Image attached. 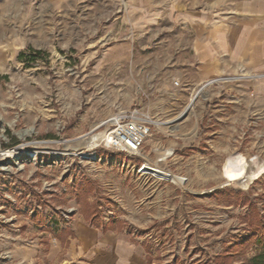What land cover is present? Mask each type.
<instances>
[{
    "label": "rangeland",
    "instance_id": "rangeland-1",
    "mask_svg": "<svg viewBox=\"0 0 264 264\" xmlns=\"http://www.w3.org/2000/svg\"><path fill=\"white\" fill-rule=\"evenodd\" d=\"M31 3L0 0V150L25 144L40 152L36 158L0 156V264H15L28 253L31 264H52L67 249L63 238L73 216L67 221L61 212L71 206L74 216L88 211L94 225L118 220L119 183L134 186L130 165L141 159L101 147L92 160L79 153L85 133L102 130L103 119L133 108L154 122L143 159L187 181L151 184L167 193L160 215L145 229L128 227L138 240L148 234L141 240L148 264H242L255 255L253 242L237 245L256 231L252 219L258 216L264 225V171L244 188L226 185L220 168L233 152L261 162L264 152L244 154V140L236 135L242 143L234 141L235 150L212 156L209 136L197 140L205 130L199 131V123L209 92L226 81L205 85L180 117L197 89L184 91L174 77L172 44L178 37L170 29L138 36L129 33V22L90 20L92 10L85 8L79 13L86 24L78 25L76 8L66 10L63 24L61 13L51 10L48 26L40 13L12 8ZM204 180V188H197ZM192 192L205 197L204 203L194 201ZM107 211L113 215L106 220ZM136 230L143 234L131 233ZM57 242L61 246L49 258Z\"/></svg>",
    "mask_w": 264,
    "mask_h": 264
},
{
    "label": "crops",
    "instance_id": "crops-1",
    "mask_svg": "<svg viewBox=\"0 0 264 264\" xmlns=\"http://www.w3.org/2000/svg\"><path fill=\"white\" fill-rule=\"evenodd\" d=\"M12 8L40 13L41 22L48 26L51 10L61 13L58 21L63 24L66 10L76 8L78 25L86 24L79 13L85 8L92 10L90 20L129 22V33L138 36L170 29L178 37L172 44L178 65L174 77L184 91L191 93L205 83H215L216 78L226 81L209 92V104L199 123V131L201 126L205 130L197 140L202 142V134H207L211 155H228L235 150V136L246 128L249 136L243 142L244 154L264 152V77H236L264 71V0H34L26 8ZM199 156L203 162L205 157ZM209 172L216 176L215 168ZM130 177L132 188L124 181L119 183L118 220L100 226L91 224V214L73 215L63 238L67 249L52 264H148L147 246L126 229L132 225L145 229L160 215L158 205L168 197L165 190L157 193L133 171ZM204 185L205 180L198 181L196 187ZM193 195L194 201L204 203L205 197ZM164 205L163 212L168 210ZM60 246L58 242L52 246L49 258ZM31 260L32 253H28L16 257L15 264H31Z\"/></svg>",
    "mask_w": 264,
    "mask_h": 264
},
{
    "label": "built area",
    "instance_id": "built-area-1",
    "mask_svg": "<svg viewBox=\"0 0 264 264\" xmlns=\"http://www.w3.org/2000/svg\"><path fill=\"white\" fill-rule=\"evenodd\" d=\"M237 78H260L264 77V71L258 75H244L243 73H239ZM224 79V77H222ZM221 78H216L213 82L220 80ZM178 81H174V85H178ZM154 122L150 119V117L143 111H140L137 108L127 109L125 111H118L113 113L112 115L103 119L98 127H102V130L92 129L85 133L86 138H93V141L90 142V148L85 147V151L91 153L93 155H87V159L92 160L95 159L96 156L94 152L98 148H103L108 151H116L123 153L127 157H132L134 159H141L140 161L132 162L130 167L133 168L135 174H137L144 182H148L150 184L159 183V182H172L168 177L169 172L168 170H164L161 167H158L157 164L150 162L149 160L143 159L142 148L148 136L152 133V126ZM248 129L242 128L239 133L237 134L239 138L243 140L247 139ZM237 143H242L241 141L235 140ZM26 145H15L13 147H9L4 150H0V156H9L14 155V151L16 149H22L23 151L26 150ZM30 151V150H27ZM33 151V150H31ZM84 151V150H83ZM40 152L34 151L32 155L23 154L31 157L36 158ZM63 153V152H61ZM22 154V155H23ZM61 155H64L61 154ZM156 173H162L161 176H157ZM181 181L186 183V178L181 177ZM182 184V183H180ZM76 208L71 206V208H66L62 210L61 215L67 221L71 220L73 213L75 212ZM113 213L107 211L105 213L104 219H109ZM109 217V218H108ZM126 232L130 234L129 229H126ZM132 234H137L138 236L142 235L140 231L137 230L135 232H131ZM148 234L142 235L141 240L146 238Z\"/></svg>",
    "mask_w": 264,
    "mask_h": 264
},
{
    "label": "bare ground",
    "instance_id": "bare-ground-1",
    "mask_svg": "<svg viewBox=\"0 0 264 264\" xmlns=\"http://www.w3.org/2000/svg\"><path fill=\"white\" fill-rule=\"evenodd\" d=\"M200 92H201V90H200ZM192 103H193V101L187 105V108L185 109V111H183L180 114V117L183 116L187 112V110H189L192 107L191 106ZM157 123L159 124V122H157ZM94 137L88 138V139H82L83 141H85L84 146L87 148H90V142L93 141ZM24 152L26 154H30V155H32L34 153V151H31V150L30 151H27V150L23 151L22 149H16L14 151L13 156L17 157L19 155H22ZM59 154H61V153L57 152V155H59ZM79 155L84 158V156L87 157V155L91 156L93 154L86 152L84 149V151H81L79 153ZM263 171H264V161L261 162L257 157H252V158L251 157H245L242 153L233 152L232 154L228 155V157H226L222 161L221 168H220V176L222 177V179L224 180V183L226 185L236 182L245 188L255 178L260 176L263 173ZM156 175L159 177L162 175V173H156ZM169 175L170 176L168 178L170 180H172V182L177 180L180 183H183V181H181L182 180L181 177H176L171 172H169Z\"/></svg>",
    "mask_w": 264,
    "mask_h": 264
},
{
    "label": "trees",
    "instance_id": "trees-1",
    "mask_svg": "<svg viewBox=\"0 0 264 264\" xmlns=\"http://www.w3.org/2000/svg\"><path fill=\"white\" fill-rule=\"evenodd\" d=\"M13 142H16L15 139H13ZM83 214H90L88 211H86ZM257 216V215H256ZM251 224L255 227L256 231L253 235L249 238V240H246L240 244H238V247H241L245 242L251 243L255 245L257 251L256 254L251 256V258L244 260L241 262L242 264H264V225L260 222V220L255 217V220L252 219ZM260 225V226H259Z\"/></svg>",
    "mask_w": 264,
    "mask_h": 264
},
{
    "label": "water",
    "instance_id": "water-1",
    "mask_svg": "<svg viewBox=\"0 0 264 264\" xmlns=\"http://www.w3.org/2000/svg\"><path fill=\"white\" fill-rule=\"evenodd\" d=\"M207 84H208V83H205V84L201 85V87H199V88L197 89V92L195 93L193 99H192L190 102H192V101L195 99V97L197 96V94H199L201 88H202L203 86L207 85Z\"/></svg>",
    "mask_w": 264,
    "mask_h": 264
}]
</instances>
